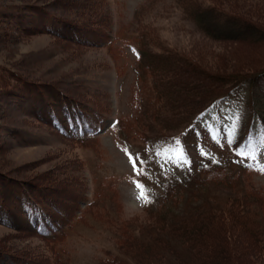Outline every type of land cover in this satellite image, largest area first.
I'll return each instance as SVG.
<instances>
[{"label": "rangeland", "instance_id": "rangeland-1", "mask_svg": "<svg viewBox=\"0 0 264 264\" xmlns=\"http://www.w3.org/2000/svg\"><path fill=\"white\" fill-rule=\"evenodd\" d=\"M192 10L201 11L200 23L190 15ZM46 18L60 24L55 22L51 32L43 30L41 21ZM78 30L103 33L106 39L83 37ZM158 55L169 56V71L183 80L194 71L179 63L191 62L204 72L239 80L263 71L264 0H0V191L12 213L5 217L0 208V219L23 222L22 195H29L27 190L54 219L81 215L62 241L64 255L61 242L42 240L34 226L0 224V264H20L23 258L33 264H102L108 258L151 264L149 259L142 262V255L141 262H134L118 247V238L151 245L155 252L157 238H169L182 254L189 246L180 236L191 227L209 232L204 258L211 253L217 264H264L262 247L252 232L264 226V206L249 195L264 198V172L259 170L264 166V133L253 122L256 140L245 150L244 162L227 143L246 131L249 88L205 114L204 138H187L179 134L183 115L195 104L174 116L159 112L156 120L145 112L149 76L143 66ZM140 82L144 85L138 87ZM210 84L204 81L202 92L212 88ZM205 93L196 101L211 95ZM256 95L264 100V81L257 85ZM38 98L55 105L56 98L83 101L110 116L93 140L75 144L59 136L49 108L45 115L38 112L33 102ZM115 121L126 128L132 123L136 138L124 141L113 127ZM177 139L190 165L166 162L182 159L179 151H171L178 147ZM128 153L148 161L146 174H134ZM158 160L165 162L163 167ZM136 181L149 195V203L137 199ZM166 186L173 187L171 200L164 193ZM38 188L50 196L49 203L42 201ZM162 194L171 204L164 209L165 224L175 221L187 229L172 235L171 229L178 228L163 225V231H157L164 211L158 205ZM246 204L259 214L243 211ZM219 229L221 236L216 235ZM256 233L264 238L263 231ZM227 248L232 253L228 258L223 253ZM165 258L164 264L173 261Z\"/></svg>", "mask_w": 264, "mask_h": 264}, {"label": "trees", "instance_id": "trees-1", "mask_svg": "<svg viewBox=\"0 0 264 264\" xmlns=\"http://www.w3.org/2000/svg\"><path fill=\"white\" fill-rule=\"evenodd\" d=\"M198 7H196L195 10H197ZM187 9V8H186ZM205 12V11H204ZM203 12V13H204ZM192 17H194L197 21V23L201 22V11L197 13L194 12V10L189 12ZM194 13V14H193ZM46 22L44 23V19L42 22L43 30H49L51 32V29H54L53 25L56 22V20H53L52 18H46ZM60 24V22H56V24ZM62 24V23H61ZM60 28V31H65L64 28L60 25H58ZM75 31V30H74ZM78 33H81L83 37L86 35H89L91 37L99 38L101 40L106 39V35H103L99 33H90V32H84L81 30L77 31ZM77 34V33H76ZM213 36V35H212ZM75 37H78V34L75 35ZM90 37V38H91ZM72 39V38H71ZM74 41H78L73 39ZM85 43L87 45L92 46H98L96 42H85V41H78ZM164 55V54H163ZM158 55L154 58L150 57L145 65L143 66V71L147 73L149 76V80L147 78L145 79V84L148 85V93H145L143 96L144 107L145 112L150 113V118L152 120H156L157 114L159 112L163 113L166 116H174L181 113V111H185V106H189L190 104H195L194 109H192V112L188 114V111L184 112L183 115V122L184 125L181 128V132L179 134L189 138L192 135L197 136L198 140H201V138L205 137L206 134H208L207 128H204L203 126V118L205 114L211 110H216L217 107L220 105V103L224 100H226L228 97H230L232 94L237 93L238 91L248 87L249 90L248 93V100H247V106L250 114V121H248L246 124V131H244V135H239L235 140L237 143H243L245 145L244 151L247 149V145L249 142H253L256 140L255 136L252 135V124L257 123L260 127V131L264 133V114L262 113V110L264 106L260 104V100H262L260 97L257 99L258 95H256V87L261 82L264 81V70L256 73L254 75H250L248 77H243L240 80L238 78H230L229 75L226 74H210L208 72H204L203 70L198 69L193 63L188 62L187 64L183 65L182 63H179L180 67L183 68H190L192 71L186 75L183 80V77H177L174 72L169 71L168 69V62L170 61L169 56H163ZM149 61V62H148ZM143 74V73H142ZM137 75H141L139 71L137 72ZM179 75V74H177ZM204 81L208 84L211 82L210 86L212 88H207L206 91L211 94L209 97H207L204 101L203 98H200V100L196 101L195 97H201L205 95L206 91L202 92L204 90V85H202ZM228 84V86H227ZM144 85L142 82H140L139 86ZM224 85V86H223ZM208 86V85H207ZM226 86V87H225ZM202 93H199V92ZM215 91V92H213ZM205 93V94H204ZM257 96V97H256ZM32 97V96H30ZM39 99V98H38ZM33 99V102H36V105L38 106V112H40L42 115H45V110L49 108L53 116L55 118L53 119L54 124L59 129V136L64 139L65 141H69L71 143L75 144H83L84 142H90L96 137V134L98 131H100L103 127V123L107 121L110 115L107 114V112L101 108L93 107L91 104H88L86 102L81 101V103H77L76 101L68 100H62L61 98L58 100L57 98L54 99L53 104L51 101L48 104L43 103L42 99L39 100ZM264 102V100H262ZM263 107V108H262ZM47 109V110H49ZM188 114V115H187ZM187 115V116H186ZM254 122V123H253ZM114 129H116V132L121 133L122 139L125 141L127 139H131L133 141L134 138H136L137 130L133 129L132 123L127 124V128L125 127V124L122 126L118 124V122L115 121L113 125ZM126 128V129H124ZM130 133H134L135 135L130 136ZM162 136V135H161ZM166 136V135H164ZM163 137V136H162ZM149 140L146 138L142 139V142H148ZM145 148V147H144ZM168 189L164 191L165 194L170 196L169 194L173 187H168ZM18 189V188H17ZM14 190V193L17 192ZM40 198H42L43 202L49 203L51 201V198L49 195H45L44 192L39 190ZM172 189V190H171ZM27 190V189H26ZM26 194V192L22 195V204H23V211L25 210L26 213L24 215V220L21 223H15V219L13 218L12 221L10 219L6 218L7 220L0 219V224H5L7 226H15V227H28L31 226L36 227L34 233L39 235L42 240H57V242H61L60 245L62 247L61 254H65V249L63 248L62 241L65 240V238L69 235H67V232L76 224L77 220H81V215L78 216V214L73 215L72 213L66 220H60L52 218V213L48 211V208L46 206L44 207L40 201H38L37 198H35L36 194L30 193ZM36 193V192H35ZM22 194V192H21ZM162 194L159 202V207L162 208V210L167 209L168 206L170 207L171 204H169L167 201H170L167 195ZM157 195V194H156ZM251 197L255 199L259 204L264 206V198L263 197H256L249 194ZM45 197V198H43ZM166 197V201H165ZM157 200H159V197H156ZM53 201V200H52ZM8 199L2 192L0 191V207L3 210V213L5 217H8V214L11 213L10 207H8ZM54 203V201H53ZM258 204V205H259ZM259 205V206H261ZM54 206V204H53ZM248 204L242 206L243 211L250 215H258L259 212L252 210L249 208ZM168 210V209H167ZM167 210L160 211L161 219L158 222L160 225L156 228L157 231L161 232L162 229L165 228L163 225H169L175 226L178 229H171L170 234L174 233H180L183 231V229H187L183 226V224H179L175 221H172V223H166L165 220L168 218ZM22 211V210H21ZM9 215V216H10ZM12 216V215H11ZM80 218V219H79ZM239 218V217H238ZM175 218L173 217V220ZM237 219V217H236ZM9 220V221H8ZM43 221H47V224H45ZM241 221V220H240ZM5 222V223H4ZM242 224H247L246 221H241ZM183 225V226H181ZM191 227V226H190ZM222 227V226H221ZM243 227V226H242ZM246 227V226H244ZM247 230L251 229L249 226L246 227ZM155 229V231H156ZM160 229V230H159ZM45 231V232H44ZM47 231V232H46ZM206 230L203 228L195 229L194 227H191L190 229H187L186 232L182 233L180 236L181 242L184 244H187L189 247H186L184 250L187 253H179V250L176 246H174V243H168V239L165 240L163 238H157L159 240L157 251L155 252L154 247L151 245H142L141 243L131 244L126 236L125 239L123 238V235L118 238L119 242V248L127 254V256L131 257L134 262L138 263L141 262L140 256L142 255V262L149 259L151 260V264H164L162 260L164 259V256L166 255V258L170 256L173 261H171L170 264H217L215 262V254H209L208 256H205L204 258V245L206 243V240L204 241V237L209 234V232H205ZM263 231L262 234H264V226H260L259 229H252L253 236L255 237V241H257V246L260 248L262 247V253L264 254V241L261 238H258L256 236V232ZM221 229H219L216 233L217 236H221ZM248 232V231H247ZM128 233V232H126ZM126 233L124 235H126ZM162 234V233H161ZM261 237V236H260ZM224 238V237H223ZM178 240V238H177ZM220 240V239H219ZM225 241V240H223ZM178 242V241H177ZM231 243V242H230ZM229 243V244H230ZM214 244V243H213ZM228 244V245H229ZM256 246V247H257ZM181 247V246H180ZM139 249V255L136 254L135 249ZM153 248V250H151ZM183 248V247H181ZM197 250V252H196ZM257 250L254 248V251ZM193 252V253H192ZM194 253H198V255H194ZM226 258L229 257L230 248L226 249V252H223ZM185 254V255H184ZM201 255V256H200ZM108 258V261L102 262V264H126L125 262H119L115 261L114 259ZM148 262H145L147 264ZM20 264H33L31 261H28L27 259H21ZM139 264V263H138Z\"/></svg>", "mask_w": 264, "mask_h": 264}, {"label": "snow or ice", "instance_id": "snow-or-ice-1", "mask_svg": "<svg viewBox=\"0 0 264 264\" xmlns=\"http://www.w3.org/2000/svg\"><path fill=\"white\" fill-rule=\"evenodd\" d=\"M236 121L234 120L232 122V126H235ZM225 139L227 140V136L225 137ZM227 143L229 144V146H231L235 152V154L239 155L242 157L240 162H244L243 157L246 155L244 148L245 145L243 143H237V141L235 139L232 140H227ZM175 145L178 147H173L171 149V151H179L181 154L182 159L178 160V161H166V162H175L177 163V166H179L180 163H184V164H189L191 163L190 159L187 156L186 151H184L183 147L181 146V141L179 139H177L175 141ZM252 145L249 142V144L247 145L248 149H251ZM201 155H206V153H204L203 150H201ZM157 156H159V153H157ZM128 158H129V162L132 165V169L134 174L137 175H143L146 174V168L145 166L148 164V161L143 159L139 154H136L135 156H133L131 153H128ZM251 159H255V156H251ZM158 163H161V166L163 167V164L165 162L162 161H157ZM213 162L215 163L216 161L213 160ZM261 172H264V166H261L259 169ZM135 187L139 190V195L137 196V199L141 200L142 203H149L150 202V197L149 195L145 192L143 185L141 184V182L136 181L135 182Z\"/></svg>", "mask_w": 264, "mask_h": 264}, {"label": "bare ground", "instance_id": "bare-ground-1", "mask_svg": "<svg viewBox=\"0 0 264 264\" xmlns=\"http://www.w3.org/2000/svg\"><path fill=\"white\" fill-rule=\"evenodd\" d=\"M215 246V245H214Z\"/></svg>", "mask_w": 264, "mask_h": 264}]
</instances>
